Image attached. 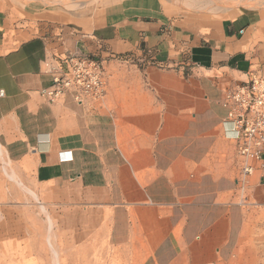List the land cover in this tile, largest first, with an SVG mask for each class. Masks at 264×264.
<instances>
[{"label": "crops", "instance_id": "obj_1", "mask_svg": "<svg viewBox=\"0 0 264 264\" xmlns=\"http://www.w3.org/2000/svg\"><path fill=\"white\" fill-rule=\"evenodd\" d=\"M97 2L67 21L55 12L25 26L15 46L0 41V184L19 177L38 201L0 204V248L48 217L79 246L108 222L118 242L142 249L143 264H235L237 162L222 100L264 78V12L198 16L168 12L160 0ZM129 52L144 63L142 104L97 107L101 97L77 104L69 95L51 104L40 95L50 86L45 61ZM251 177L249 199L264 209V154Z\"/></svg>", "mask_w": 264, "mask_h": 264}, {"label": "rangeland", "instance_id": "obj_2", "mask_svg": "<svg viewBox=\"0 0 264 264\" xmlns=\"http://www.w3.org/2000/svg\"><path fill=\"white\" fill-rule=\"evenodd\" d=\"M94 1L96 0H85L82 8L73 10L76 7L74 4L61 5L54 3L53 0H0V41L9 44L10 47L15 46L21 40L18 37L19 30L25 26L32 29L39 25V23L35 24V21L46 22L49 18L47 15L55 12L64 16L66 21L68 15H77L83 10L90 13L100 4ZM160 2L168 12H188L198 16H210L212 13L233 8H249L264 12V0H215L212 6L203 9L188 7L190 2L187 0H160ZM26 11L33 16L27 18ZM101 61L104 93L95 103L97 107L101 104L111 107L109 103L116 100L125 102L133 99H140L141 102L143 98L147 100L148 94L143 90V62L136 60L131 52L109 56ZM126 108H131V104L125 103L124 109ZM2 173L0 170V175ZM8 177L16 184L13 182L0 184V197L7 198L1 199L0 204L36 206L38 202L34 194H37L36 187L33 184L22 186L18 182V180L22 181L21 178H15L13 175ZM235 177L237 180L238 172ZM9 179L6 178V181H10ZM251 182L252 177L247 178L243 189L237 185L235 200L232 201L236 205L237 223L242 226L240 236L237 238L235 264H264V209L255 208L249 199L247 187ZM40 212L44 214L45 210L41 208ZM47 219L39 220L35 230L30 231L29 237L13 240L9 246L0 248V264H56L57 262L59 264H143L146 260L142 249L131 248V240L128 243L118 242L112 232L110 233L108 222L104 232L79 246L72 243L66 235L55 230L50 219L48 217ZM52 244L57 253L51 248Z\"/></svg>", "mask_w": 264, "mask_h": 264}, {"label": "built area", "instance_id": "obj_3", "mask_svg": "<svg viewBox=\"0 0 264 264\" xmlns=\"http://www.w3.org/2000/svg\"><path fill=\"white\" fill-rule=\"evenodd\" d=\"M102 63L81 53L64 54L51 62H43L51 79L50 86L40 95L51 104L65 95L77 104L88 98H100L104 93ZM222 107L226 112L224 123L235 146L236 182L243 189L264 154V78L253 77L227 91Z\"/></svg>", "mask_w": 264, "mask_h": 264}, {"label": "bare ground", "instance_id": "obj_4", "mask_svg": "<svg viewBox=\"0 0 264 264\" xmlns=\"http://www.w3.org/2000/svg\"><path fill=\"white\" fill-rule=\"evenodd\" d=\"M44 1V0H43ZM54 1V3H56V4H74V6H79V5H81V3H84V1L85 0H53ZM187 1H189L190 2V6H188V7H191V8H200V9H203L204 7H207V8H209L208 6H212L213 4H214V2H215V0H187ZM225 1V0H224ZM239 1H241V0H239ZM244 1V0H243ZM256 1V0H255ZM259 1V0H258ZM188 2V3H189ZM247 2V1H246ZM221 3H223V1L221 2ZM220 3V4H221ZM231 3V2H230ZM263 4V3H262ZM187 7V6H186ZM8 170V169H7ZM48 220V219H47ZM50 231V230H49ZM54 235V234H53ZM51 239H52V236H51ZM51 241V240H50ZM52 242V241H51ZM53 244H54V242H53ZM50 245V246H52L51 248H54V245ZM57 245V244H56ZM56 248H58L57 246H56ZM55 249V248H54ZM58 250V249H57ZM54 251V250H53ZM55 251H56V249H55ZM54 251V252H55ZM56 253H57V251H56ZM51 257H52V255H51ZM55 258H56V256H54ZM59 260V259H58ZM60 261V260H59ZM54 262V261H53ZM58 263V262H57ZM56 263V264H57ZM59 264V263H58Z\"/></svg>", "mask_w": 264, "mask_h": 264}]
</instances>
